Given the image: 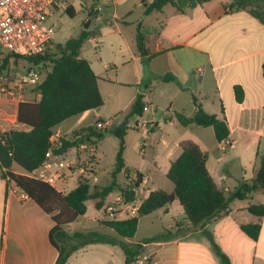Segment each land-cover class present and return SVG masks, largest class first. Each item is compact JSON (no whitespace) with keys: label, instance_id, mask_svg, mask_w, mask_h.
Segmentation results:
<instances>
[{"label":"crops","instance_id":"crops-1","mask_svg":"<svg viewBox=\"0 0 264 264\" xmlns=\"http://www.w3.org/2000/svg\"><path fill=\"white\" fill-rule=\"evenodd\" d=\"M119 1L98 2L102 10L94 16L99 22L93 30L87 29L96 52L88 57L81 50V58L91 64L98 76L104 105L70 119L73 121L71 130L64 135L56 134L68 136L97 121L112 118L117 124H124V158L132 172L121 174L131 183L140 174L143 181L137 189V197L138 191L149 182L146 167L163 169L167 175L172 162L182 154V144L186 141L194 142L208 154L207 168L227 195L241 183L251 182L264 157V24L249 11L231 9L232 0H212L185 12L169 6L163 12L149 14L147 6L153 0H141L137 18H134L135 5L129 4V10L120 14ZM154 13L152 23L149 17ZM87 22L90 27L91 21ZM139 30L145 33V54L138 48ZM27 96L41 98L35 90ZM138 99L142 100L144 110L140 116L130 118L128 114ZM199 106L228 124V140L233 147L223 150V142L217 140L212 127L182 123V118L193 117ZM137 121L148 124L147 134L136 126ZM0 123L3 130L9 131L11 124ZM12 126L28 130L21 123ZM57 135L53 137L58 141ZM129 144L135 151H144L143 161L137 167L127 163ZM91 145L94 146L93 141L82 140L78 148L72 149L74 156H68L71 150L65 157L54 160L75 158L79 161V157L84 161L88 157L82 155L85 150H89V158H93L96 150L91 151ZM146 152L151 153L153 162H147ZM13 171L27 173L19 167ZM3 173L0 167V264H56L59 251L51 241L55 227L52 215L29 196L23 198L21 191H12ZM95 174L94 171L88 177ZM77 177L73 176L68 184L78 182ZM91 179L98 184L96 178ZM174 189L175 185L169 191L156 186L139 198L146 200L152 191L172 193ZM118 190L120 193L110 203L107 201L113 193L106 200L107 207L122 196ZM257 193H260L258 201L254 198ZM257 193L242 200L246 205L237 208V200L232 201L226 215L208 222L203 229L169 242L144 244L140 256H149L148 264H221L212 250L208 238L211 234L232 264H264V216L259 218L248 211L252 204L264 205V193ZM103 209L95 211L89 205L88 212L66 230H97L114 235L113 230L100 224L105 221L99 216ZM160 210H164V218ZM90 211L94 213L91 218L88 217ZM181 216H186L185 210L176 200L141 217L135 237L127 242L138 245L160 232L176 231L177 225L182 224L178 222ZM164 219L172 221L171 229L166 227ZM83 220L95 221L97 225H87L91 223ZM76 223H79L77 227ZM250 223L261 224L257 240L241 229L242 225ZM141 225L147 228L139 234ZM125 261L126 255L120 246L94 243L74 251L66 264H125Z\"/></svg>","mask_w":264,"mask_h":264},{"label":"trees","instance_id":"trees-1","mask_svg":"<svg viewBox=\"0 0 264 264\" xmlns=\"http://www.w3.org/2000/svg\"><path fill=\"white\" fill-rule=\"evenodd\" d=\"M210 1L212 0H153L147 6L146 13L163 12L169 6L185 12ZM230 8L249 11L264 24V0H232ZM65 13L74 17L76 11L70 5ZM85 27L78 37L69 39L65 44H56L54 50L36 57L24 58L0 48V72L8 69L11 60L15 58L26 60L30 63V68L39 69L44 75L42 83L35 89V93L40 94L41 98L21 103L18 108V121L27 126L28 130L0 133V167L4 171V178L14 181L45 212L52 215L55 227L51 232V241L59 251L56 264H66L74 251L94 243L120 246L126 255L125 264H135L142 255L144 244L169 242L179 236L185 237L191 232L203 229L208 222L226 215L232 201L244 200L257 192L264 193V157L260 160L256 177L251 182L241 183L234 192L227 195L217 186L207 168L208 154L194 142L186 141L182 144V154L172 162L167 174V178L175 185L172 193L163 190L152 191L141 205L137 218L100 222L101 225L113 230L114 235L97 230L75 231L70 234L66 227L74 223L79 216L85 215L89 205L95 211L106 208V200L116 189H120L125 200L131 202L136 199L137 189L143 181L139 174L138 180L125 188L118 182V176L122 172L128 175L132 172L125 163L124 141L117 152L115 169L111 174L112 181L105 186L95 184L88 178V170L79 157L78 165L86 168V177L76 189L68 193H60L43 182L13 171L15 167H19L25 172H33L50 159L65 157L69 151L78 148L82 140L95 143L110 131V129L100 131L96 125H90L73 131L71 136H58L55 133V128L63 122L104 105L98 76L91 64L81 58L82 47L91 35L87 30L89 22L85 23ZM144 40L145 33L139 30L137 43L142 54L146 53ZM143 110L142 100L138 99L128 117L140 116ZM181 121L185 125L212 127L219 142L230 135L228 124L218 116L206 113L201 106L193 117L182 118ZM119 130L120 137L123 138L125 128L120 127ZM56 135L59 138L57 146L54 147L51 138ZM50 151L52 157L48 156ZM176 200L185 210L187 224L177 225L176 232L166 230L145 238L142 244L127 242L135 237L141 217L150 215ZM248 211L261 218L264 216V205L252 204ZM241 229L253 240H257L261 224H244ZM208 238L221 264H232L211 234H208Z\"/></svg>","mask_w":264,"mask_h":264},{"label":"built area","instance_id":"built-area-1","mask_svg":"<svg viewBox=\"0 0 264 264\" xmlns=\"http://www.w3.org/2000/svg\"><path fill=\"white\" fill-rule=\"evenodd\" d=\"M100 1V0H98ZM63 7L62 0H0V48L16 56L31 58L44 55L53 48V35L55 29L48 26V21L55 12ZM101 7L94 8L100 12ZM43 73L36 68H29L20 72L5 69L0 72V121L4 124L18 125V108L21 103L31 102L27 99V93L35 90L43 81ZM7 105V106H5ZM5 107H10L8 112ZM147 110V108H145ZM1 124V123H0ZM114 124L112 121H97L96 126L100 131H107ZM148 124L137 121L136 126L147 134ZM0 126V133H8ZM53 146L58 141L51 138ZM223 150L233 147L227 139L223 140ZM91 151L95 147L91 145ZM52 151L48 156L52 157ZM86 169L79 166L75 158L49 160L33 172H27L25 176L43 182L56 191L64 193L59 186L67 184L77 175L80 184L85 180ZM138 180L136 176L133 180ZM14 192L21 191L23 198L28 195L12 180L7 179ZM145 199L136 196L131 202H127L123 196H119L114 203L99 212L101 219L124 220L139 217L141 205ZM149 256H139L137 264H148Z\"/></svg>","mask_w":264,"mask_h":264},{"label":"rangeland","instance_id":"rangeland-1","mask_svg":"<svg viewBox=\"0 0 264 264\" xmlns=\"http://www.w3.org/2000/svg\"><path fill=\"white\" fill-rule=\"evenodd\" d=\"M98 0H62L63 7L61 10H58L54 13V15L51 17V19L48 21V26H53L55 29V33L53 35V48L51 50L55 49L56 44H65L69 39L76 38L80 35V33L85 30V23L90 20L91 25L88 28L89 30H93L95 26L98 24V19L96 16H94L93 9L96 7H100V4L98 3ZM142 3L141 0H120L118 2V9L120 11V14L126 13L127 10H129V4L135 5L133 6V10L135 11L134 18H137L139 16V12L141 11L140 4ZM73 6L75 8L76 14L74 17H71L67 13H65V10L68 6ZM156 17V14L154 13L152 16L149 17L150 22L154 23V18ZM50 50V51H51ZM96 50L92 43H90L89 39L85 41L83 47H82V54L88 57L94 56ZM30 63L23 59H15L13 58L11 60V63L9 65V69L13 70L14 72H20L26 69H29ZM30 95V93H29ZM27 99L30 100V96H27ZM33 101V99H31ZM122 115V114H121ZM87 116V115H84ZM108 119L107 121H112L114 124L110 127V131H108L104 138L101 140H96L94 143L95 152L96 155L93 158H89V150L82 151V155L88 156L85 158L83 164H85V167L88 170V176L91 175V172L95 171V175L91 178H96L98 181V184L101 186H105L111 183L112 181V172L115 169L116 164V157L117 152L122 144V142L125 140V138H121L120 136L116 135V132L120 129V127H123L124 124H117V121L115 118ZM93 125H96L93 124ZM73 127V121L69 120L66 122H63L59 126L55 128V133L59 135H64L68 133L71 128ZM19 130L22 128H15L12 125L8 128L9 131L11 130ZM135 134V133H133ZM72 134L68 135L71 136ZM143 152L144 151H135L132 149V147L128 146V150L126 152L127 156V163L129 166H139L143 161ZM75 155V150H72L69 157ZM146 159L147 162L152 161V155L150 152H146ZM153 162V161H152ZM149 164V163H148ZM148 166V165H147ZM150 171V172H148ZM90 173V174H89ZM149 173V174H147ZM146 174L148 175L149 182L145 184V186L138 191L139 197H145L148 194L149 189H152L153 187H159L160 189H163L165 191H169L170 188L174 187V184L167 178V175L165 173V170H155L152 169L151 166L146 167ZM92 180V179H91ZM118 182L121 184V186L126 187L131 183L130 179H127L123 174H120L118 176ZM64 192H70L78 187V182L73 181L71 184H61L59 186ZM119 190H115L113 192V196L108 199L107 203H110L112 199L116 198L119 194ZM260 193L255 194V200L258 201ZM242 205H246L245 202L242 200H237L235 202V206L240 207ZM160 214L163 217L165 215L164 210H160ZM94 213L92 211L89 212L88 217H93ZM164 218V217H163ZM84 222L87 221V225H97L95 221L90 222L88 220H83ZM179 223L187 224L188 221L186 219V216H181L178 219ZM164 223L167 228L171 229L173 226L172 221L170 220L168 222L167 219H164ZM79 223L74 224V226H78ZM157 226V225H156ZM147 226L141 225L139 234H142L146 231ZM67 231L70 234H73L75 232L74 229H67ZM177 231V230H176ZM175 231V232H176Z\"/></svg>","mask_w":264,"mask_h":264},{"label":"water","instance_id":"water-1","mask_svg":"<svg viewBox=\"0 0 264 264\" xmlns=\"http://www.w3.org/2000/svg\"><path fill=\"white\" fill-rule=\"evenodd\" d=\"M116 135H117V136H120V135H121V130H118V131L116 132Z\"/></svg>","mask_w":264,"mask_h":264}]
</instances>
